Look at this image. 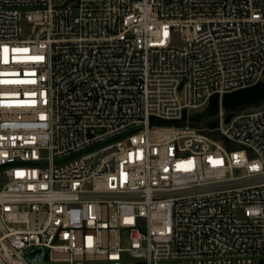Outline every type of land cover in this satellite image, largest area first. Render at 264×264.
<instances>
[{"label":"built area","instance_id":"2783aa9c","mask_svg":"<svg viewBox=\"0 0 264 264\" xmlns=\"http://www.w3.org/2000/svg\"><path fill=\"white\" fill-rule=\"evenodd\" d=\"M261 83L264 0H0V264H264Z\"/></svg>","mask_w":264,"mask_h":264},{"label":"trees","instance_id":"16d2710c","mask_svg":"<svg viewBox=\"0 0 264 264\" xmlns=\"http://www.w3.org/2000/svg\"><path fill=\"white\" fill-rule=\"evenodd\" d=\"M263 102L264 83H261L260 85L252 89L226 95L223 98L222 107L226 113L233 114L246 108L257 107ZM219 109V97H214L210 102L209 109L203 115L196 116L193 120L198 121L202 118L207 119L210 121V123L208 124V129L213 130L217 127L214 119L219 114Z\"/></svg>","mask_w":264,"mask_h":264},{"label":"rangeland","instance_id":"374dc122","mask_svg":"<svg viewBox=\"0 0 264 264\" xmlns=\"http://www.w3.org/2000/svg\"><path fill=\"white\" fill-rule=\"evenodd\" d=\"M24 29L26 31V35H28V31H29L30 27L25 24ZM173 45L176 47L182 46V41H181V37L179 34L174 35ZM209 106H210V104H208L207 106L200 108L198 110L190 111V115H191L190 121H191L192 125H194L199 130L204 131V134L206 136H208L209 138L213 139L214 141L220 142L222 144L226 143V146L228 147L229 151H237L239 149L237 146L226 142L219 134H213V133L209 132V129H208V124L210 123L209 120L203 119V118L198 120V121L193 120L196 116L203 115L209 109ZM168 135H169V133L166 131H157L154 133V137H159V138H166ZM5 184H6L5 178L0 179V190L2 189L3 186H5ZM130 264H134V263L132 262Z\"/></svg>","mask_w":264,"mask_h":264},{"label":"water","instance_id":"95a60500","mask_svg":"<svg viewBox=\"0 0 264 264\" xmlns=\"http://www.w3.org/2000/svg\"><path fill=\"white\" fill-rule=\"evenodd\" d=\"M233 117V115H229L227 120H226V124H228L230 122V119ZM42 256V252L38 251L34 254L29 255V259L34 263V264H38L40 261V258Z\"/></svg>","mask_w":264,"mask_h":264},{"label":"snow or ice","instance_id":"6c2138e0","mask_svg":"<svg viewBox=\"0 0 264 264\" xmlns=\"http://www.w3.org/2000/svg\"><path fill=\"white\" fill-rule=\"evenodd\" d=\"M5 51H7V50L5 49ZM16 51H21V50H16ZM23 51H27V50L25 49V50H23ZM36 59H40V58H36Z\"/></svg>","mask_w":264,"mask_h":264}]
</instances>
